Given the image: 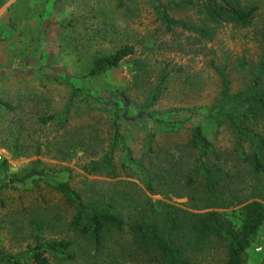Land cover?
Masks as SVG:
<instances>
[{
  "label": "rangeland",
  "instance_id": "374dc122",
  "mask_svg": "<svg viewBox=\"0 0 264 264\" xmlns=\"http://www.w3.org/2000/svg\"><path fill=\"white\" fill-rule=\"evenodd\" d=\"M7 1L0 0V8ZM241 2L260 6L253 23L247 27L221 24L212 42L196 41L181 30L166 32L151 0H124L123 6L118 0H17L0 17V100L13 107L10 110L0 104V256L12 255L22 264H33L30 251L38 237L42 242L66 238L73 246L65 256H50L53 264H116L113 256L98 254L86 238L70 230L74 209L54 186L66 182L78 191H87L90 179L138 183L124 177L119 167L121 152L115 158L117 179L89 176L82 167L93 157V147L110 146L115 107L106 102L113 98L124 105L119 93L126 92L136 114L158 84L163 69L171 76L152 113L185 123L161 129L146 119L123 121L124 140L134 157L147 163L151 156L155 167H165L166 157H181L188 168L193 162V151L187 148L191 131L202 122L208 138L225 156L222 163L231 170L239 167L232 157L233 132L228 125L210 122L208 111L217 104L221 90L211 61L226 66L236 92L246 86L248 69L261 56L264 0ZM172 14L196 21L194 10ZM125 44L134 45L136 53L113 69L85 78L94 57ZM180 67L183 70L179 71ZM75 85L83 89L67 114ZM50 115L56 118L43 124L41 118ZM258 130L264 132V121ZM87 131L92 132V141L83 140ZM152 133L154 152L148 150ZM37 160L41 161L39 169L45 170L43 176L16 180ZM165 189L169 203H187ZM153 198L162 199L159 195ZM210 260L211 255L200 253L193 264H208ZM247 264H264V224L248 250Z\"/></svg>",
  "mask_w": 264,
  "mask_h": 264
},
{
  "label": "trees",
  "instance_id": "16d2710c",
  "mask_svg": "<svg viewBox=\"0 0 264 264\" xmlns=\"http://www.w3.org/2000/svg\"><path fill=\"white\" fill-rule=\"evenodd\" d=\"M118 5L123 6L124 0H118ZM151 5L166 32L181 30L196 41L206 42L213 41L221 24L251 25L260 10L257 3L243 5L241 0H151ZM182 9L194 10L196 21L176 18L172 14ZM260 44V59L248 69L250 78L246 86L236 92L232 91L226 66L220 67L215 60L211 61L221 90L217 104L208 111V119L218 126L228 125L233 132L232 157L239 167L231 170L222 163L224 154L208 138L202 122L194 125L191 131L187 148L193 151V162L188 168H184L181 157H166L165 167H155V158L151 156L147 163L134 157L124 140L123 121L133 123L146 119L161 129L185 123L159 118L152 113L171 76L170 71L163 69L158 84L136 114L131 111L133 101L126 92L119 93L125 100L124 105L113 98L106 102L115 107L110 146L99 150L93 147V157L82 167L89 176L117 179L120 175L115 158L121 152L119 167L124 177L138 183L125 179L111 182L90 179L87 191H78L66 182L54 186L74 209L70 230L86 238L98 254L113 256L112 263L116 264H193L200 253L211 255L212 260H216L214 264H247L248 250L264 224V132L258 130V124L264 121V20ZM135 53L134 45L125 44L111 53L96 56L85 78L113 69ZM82 89L73 86L67 114ZM0 104L13 109L6 101L0 100ZM55 118L54 115L42 117L41 122L46 125ZM154 136L152 133L148 138L150 152H154ZM91 139L92 132H88L83 140ZM40 163L37 160L16 180L24 182L43 176L45 170L39 169ZM246 176L251 181L247 182ZM165 188L176 197L187 199V203H169ZM158 195L162 199L153 198ZM36 242L30 251L33 264H53L50 256H65L73 246L66 238L42 242L38 237ZM212 260L208 264H213ZM0 264L22 263L20 258L5 254L0 256Z\"/></svg>",
  "mask_w": 264,
  "mask_h": 264
},
{
  "label": "water",
  "instance_id": "95a60500",
  "mask_svg": "<svg viewBox=\"0 0 264 264\" xmlns=\"http://www.w3.org/2000/svg\"><path fill=\"white\" fill-rule=\"evenodd\" d=\"M17 0H9L0 8V17L16 2Z\"/></svg>",
  "mask_w": 264,
  "mask_h": 264
}]
</instances>
